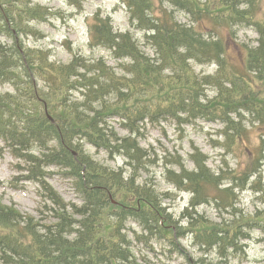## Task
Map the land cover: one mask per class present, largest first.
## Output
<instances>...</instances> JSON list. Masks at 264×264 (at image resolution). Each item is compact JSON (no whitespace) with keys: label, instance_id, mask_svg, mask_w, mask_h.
Masks as SVG:
<instances>
[{"label":"trees","instance_id":"16d2710c","mask_svg":"<svg viewBox=\"0 0 264 264\" xmlns=\"http://www.w3.org/2000/svg\"><path fill=\"white\" fill-rule=\"evenodd\" d=\"M66 1L83 6V0ZM121 2L132 26L145 32L153 55L130 32L115 31L111 18L97 14L90 44L110 51L123 67L118 72L102 57L77 54L62 63L51 60L48 50L26 46L22 36H42L32 24L55 13L35 0H0V83L13 87L0 92V139L25 164L26 178L40 182L51 217L46 223L48 217L23 215L0 202L2 264H145L133 254L130 236L139 243L159 238L175 244L183 230L194 234L201 249L223 258L228 249L242 247L240 240L251 239L253 231L264 241V208L246 213L235 207L236 189L247 185L264 206L263 0ZM176 11L191 22H180ZM241 27L257 32L256 45L237 41ZM232 48L239 50V62L230 57ZM193 62L214 64L216 70L198 73ZM199 119L222 124L218 146L236 159L246 152L247 160L221 173L197 149L190 154L193 168L180 156L171 161L177 169L168 168L167 176L180 192L191 194L193 207L214 201L233 217L217 223L187 209L189 226L183 228L167 212L164 195L148 181L140 183L139 170L149 171L148 164L156 160L141 139L148 126ZM253 130L258 132L255 143L250 141ZM83 143L111 156L123 154L132 173L101 164ZM52 166L71 180L80 204L67 203L48 182ZM225 180L229 185L221 187ZM129 221L141 233H130ZM222 263L201 259V264Z\"/></svg>","mask_w":264,"mask_h":264},{"label":"rangeland","instance_id":"374dc122","mask_svg":"<svg viewBox=\"0 0 264 264\" xmlns=\"http://www.w3.org/2000/svg\"><path fill=\"white\" fill-rule=\"evenodd\" d=\"M36 3L47 6L55 14L46 22L33 23L32 25L40 30L42 36L25 38L24 43L31 48L49 50L52 58L57 61L68 62L72 54L80 53L86 57H104L110 65L116 66L118 71H123L119 61L111 57L110 51L101 47L92 48L89 44L90 25L97 13L110 16L116 30L130 31L140 42L142 49L153 55V51L146 45L144 32L131 26L127 11L121 6L119 0H85L81 12L72 8L65 0H36ZM175 14L180 22H191L190 17L184 12L176 11ZM237 30L236 39L239 43L248 46L256 45L258 34L254 29L241 27ZM230 57L239 62L241 54L238 49L232 48ZM193 66L198 73H214L216 70V66L211 64L193 62ZM6 91H12V88L7 84L0 85V92ZM213 91L215 89H210L209 95H213ZM222 128L223 126L217 122L204 120L182 125L167 120L162 123L161 127L147 128L145 137L141 141L145 148L150 149V157L156 160L148 164L147 169L149 171L139 170L140 183L148 181V184L154 186L158 192L164 195L162 200L166 210L177 221L176 225L178 226L183 228L189 226V220L184 218L187 209L198 219H209L217 223L233 219L229 211L221 210L216 206L217 202L214 201L193 207L191 194L180 192L175 184L172 185V181L170 182L166 172L168 168L177 169L171 161L179 156L189 168H193L194 163L190 158L193 147L207 155L208 164L216 173H221L222 170L235 169L237 162L244 163L247 160L246 152H241V155L236 159L232 153H225V150L218 146L217 142L223 140L220 133ZM121 133L125 134V131H121ZM257 136L258 132L253 130L250 138L251 143L257 141ZM83 145L84 150L88 151L97 161L116 170L121 167L126 170L129 168L123 154L118 153L111 156L105 151L97 150L90 144L83 143ZM144 158L145 156L142 157L141 161ZM19 163L0 140V201L6 205H14L23 215L42 219L40 217L49 214L43 215L40 212L43 209V202L39 185L36 182L25 180V176L22 175H27L28 172L24 168L23 170L20 169ZM261 165V168L264 169V163ZM50 169L53 172L50 177L53 187L65 200L79 202V195L74 190L71 181L65 178L58 168ZM130 173H132V169ZM228 185L229 181L225 180L221 187ZM235 192L238 197V203L235 204V207L239 210L255 213L256 210L264 208L262 202L258 200V194L249 185L245 189L237 188ZM50 218L48 216L44 222H50ZM127 227L130 233L133 231L141 233V227L133 221H129ZM183 233V236L177 239L175 244L159 238H153L150 243L142 244L130 236L131 241H133L132 252L142 263L147 261L145 264H201V259H205L207 263L222 259V264H264V241L259 240L262 235L258 231H253L252 238L246 242L240 240L241 248L237 250L228 249L224 258L215 254L218 253L217 251L206 252L205 249H201L192 232L183 230ZM0 264L2 263L0 262Z\"/></svg>","mask_w":264,"mask_h":264},{"label":"bare ground","instance_id":"6f19581e","mask_svg":"<svg viewBox=\"0 0 264 264\" xmlns=\"http://www.w3.org/2000/svg\"><path fill=\"white\" fill-rule=\"evenodd\" d=\"M74 92H75V91H74ZM77 92H78V91H77ZM72 93H73V92H72ZM78 94H79V93H78ZM80 95H81V94H80ZM76 97H77V95H76ZM110 120H111V119H110ZM115 124H116V123H115ZM118 125H119V124H118ZM113 127H114V126H113ZM128 134H129V133H128ZM135 134H136V133H135ZM134 136H135V135H134ZM136 137H137V136H136ZM149 150H150V149H149ZM75 155H77V152H75ZM116 155H117V154H116ZM20 163H21V162H20ZM126 165H127V166H130L129 163H128V160H126ZM126 165H125V166H126ZM121 168H123V167H121ZM18 169H19V168H18ZM58 170H59V169H58ZM124 170L127 171V173H130V170H128V169H127V170L124 169ZM51 172H52V171H51ZM52 173H53V172H52ZM22 176H26V175H22ZM47 179H48V178H47ZM23 180H24V179H23ZM23 180H22V181H23ZM25 180H26V179H25ZM29 180H30V179H29ZM32 182H33V181H32ZM37 182H38V181H37ZM39 183H40V182H39ZM183 192L188 194V192H185V191H183ZM47 201H48V200H47ZM49 204H50V202H49ZM49 207H50V205H49ZM46 209H48V208H46ZM77 217H78V216H77ZM33 218H34V217H33ZM36 219H37V218H36ZM50 219H51V218H50ZM43 221H44V220H43Z\"/></svg>","mask_w":264,"mask_h":264}]
</instances>
